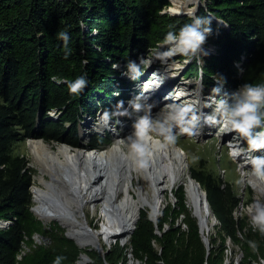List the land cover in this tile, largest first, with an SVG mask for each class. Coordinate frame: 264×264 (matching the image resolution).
Instances as JSON below:
<instances>
[{"label": "trees", "instance_id": "trees-1", "mask_svg": "<svg viewBox=\"0 0 264 264\" xmlns=\"http://www.w3.org/2000/svg\"><path fill=\"white\" fill-rule=\"evenodd\" d=\"M172 4L0 0V221L12 220L0 226V264L77 263L83 249L65 227L35 214L34 170L15 146L30 137L84 146L78 125L99 110L116 115L113 103L132 97L145 70V54L161 43L181 36L188 43L197 36L206 48L214 47L201 57L185 49L180 58L190 62L183 76L204 80L206 90L214 93L243 88L255 95L244 107L229 105L227 113L252 125L254 135L264 132V0H205L197 17L165 11ZM52 111L60 117L53 119ZM99 146L95 138L87 145ZM190 172L207 191L218 220L208 233L210 247L182 188L158 222L141 210L129 242L111 246L106 261L130 264L133 257L146 264H264V217L257 225L238 213L242 196L216 168L200 164ZM36 234L50 241L38 243Z\"/></svg>", "mask_w": 264, "mask_h": 264}, {"label": "rangeland", "instance_id": "rangeland-1", "mask_svg": "<svg viewBox=\"0 0 264 264\" xmlns=\"http://www.w3.org/2000/svg\"><path fill=\"white\" fill-rule=\"evenodd\" d=\"M204 3L205 0H201V4H197V8L204 5ZM175 41L177 43H174ZM188 48L197 57L214 52V47L206 48L197 36L188 43H185L184 36L177 37L166 43H161L158 48L147 52L143 59L145 70L132 92V97L125 99L126 102L113 103L116 115H111L103 109L93 116H86L78 125L81 142L84 147L88 148L87 145L95 138L100 145L95 149L106 148L115 142V136L118 133L125 138L128 137L126 125L138 122L146 124L153 133L169 140L171 143H177L184 147L187 152L186 171L188 173H190L192 166L206 164L208 169L216 168L223 178L233 182L242 196L238 213L248 214L254 223L259 225L262 217H264V210L255 209L254 205L263 197L260 198L261 194L253 182V177L257 170L264 171L262 168L264 162V132L256 131L254 135L252 125L243 124L237 116L227 113L229 105L236 104L238 107H244V104L253 100L255 95L243 88L234 91L223 89L214 93L211 90H206L202 79L185 78L183 70L190 60L180 58V56ZM162 82L163 85H161ZM158 92L159 98L155 97ZM182 103H186L187 107ZM174 106L179 107L180 110ZM50 114L53 119L60 117V114L55 111ZM202 115L204 118H202ZM105 119H107V125L103 124ZM202 119H205V123L201 121ZM164 129L166 130L163 133ZM227 131L229 132L227 133ZM252 137L253 139H251ZM36 138L43 139L54 146L57 143L69 144L56 140L48 141L42 137H30L16 144V150L26 155L29 160V167L34 170L33 185L36 182L41 183L39 179L41 167L34 159L29 144L30 139ZM250 139L251 145H248ZM235 143L239 145L241 152L239 155L235 154L233 148ZM69 145L73 148L80 147ZM124 147L126 150L130 148L127 144ZM134 173L132 181L136 185L140 183L145 186L146 191H151L149 180L141 172L134 171ZM47 176L50 177V175ZM33 185L32 192L34 195ZM182 188L186 190L184 183L178 184L174 192L166 191V198L162 203L159 216L162 215L168 203L177 200L175 192L180 191ZM189 205L194 210V206L190 202ZM143 209L151 213L149 207H144L141 210ZM85 212H87V218L93 227L97 228L104 222L102 201L87 204ZM37 216L39 217V215ZM52 221L59 222L68 230L57 219L46 221V223ZM211 221L209 233L215 231L217 219L212 216ZM35 239L38 243H48L50 241L48 237L40 235H36ZM121 240L122 238H118L113 243H105L104 250H101L100 247L85 249L91 255L90 264H110L105 260L106 253L111 246L118 241L121 242ZM127 243L123 242L121 244ZM27 249L28 247L25 246V250ZM132 259L133 257L129 260L130 264ZM133 260L135 261V259ZM76 264H78V261Z\"/></svg>", "mask_w": 264, "mask_h": 264}, {"label": "bare ground", "instance_id": "bare-ground-1", "mask_svg": "<svg viewBox=\"0 0 264 264\" xmlns=\"http://www.w3.org/2000/svg\"><path fill=\"white\" fill-rule=\"evenodd\" d=\"M197 4L200 5L201 0H173L170 10L192 14L197 10ZM155 97L159 98V92ZM182 105L187 107L186 103ZM106 120L104 125L108 124ZM201 121L205 123V119ZM126 128L128 137L118 133L115 142L106 148H73L65 143L54 146L40 138L30 139V149L41 167V183L33 185L35 213L46 221L60 220L68 228L69 234L83 249L78 264L91 263L87 248H99L118 238L127 243L141 209L149 207L151 215L157 217L166 191L174 192L181 183L186 185L188 202L194 206L205 232L211 229L213 214L205 209L204 189L186 171L184 147L163 139L140 122L128 124ZM125 144L129 150L125 149ZM233 148L236 155L241 154L238 143ZM134 171L141 172L149 180L151 191L132 181ZM253 182L260 198L263 197L254 208L264 210V171L257 170ZM95 201H102L104 217V222L97 228L90 224L85 212L86 205Z\"/></svg>", "mask_w": 264, "mask_h": 264}, {"label": "water", "instance_id": "water-1", "mask_svg": "<svg viewBox=\"0 0 264 264\" xmlns=\"http://www.w3.org/2000/svg\"><path fill=\"white\" fill-rule=\"evenodd\" d=\"M199 9H200V6L197 8V10L193 13V15L195 16V17H197V13H198V11H199ZM165 11H168V12H171V13H174V12H172L171 10H170V8L169 9H166ZM183 13H185V14H189V12H183ZM175 14H182V13H175ZM217 20V19H216ZM218 21H220L221 23H223V24H226V22L225 21H223V20H218ZM197 26V20H195V23H194V27H196ZM190 175H191V177L193 178V179H195L200 185H201V183H200V181H198L192 174H191V172H190ZM202 187V186H201ZM203 188V187H202ZM205 191V195H206V203H205V209H206V211H211V207H210V203H209V200H208V196H207V191L206 190H204ZM193 212H194V214L196 215V213H195V211L193 210ZM140 215H141V211L139 212V215L137 216V218L134 220V223H133V226H132V228H131V231L129 232V238H130V236H131V234L133 233V231L135 230V228H136V226H137V222H138V219H139V217H140ZM150 216H151V218L155 221V222H158V218H159V215L157 216V217H153L152 215H151V213H150ZM197 216V215H196ZM198 217V216H197ZM214 217H216L215 215H214ZM41 218V217H40ZM42 219V218H41ZM198 219H199V224H200V229H201V233H202V236H203V239H204V241L206 242V244H207V246L208 247H210V238H209V236H208V233L210 232L209 230H207V233L205 232V230H204V227H203V225H202V222H201V220H200V218L198 217ZM3 221H6V220H2V221H0V226H4L5 224L3 223ZM60 221V220H59ZM44 222L46 223V220H44ZM61 222V221H60ZM63 224V223H62ZM64 225V224H63ZM6 226V225H5ZM157 232L158 233H161V231H160V229H158L157 230ZM65 234L68 236V237H70V238H73L76 242H77V244L79 245V242H78V240L75 238V237H73L72 235H70L69 234V232H68V230H66L65 231ZM124 241L123 240H121V243H123ZM80 246V245H79ZM101 248V250H104V247L102 246V247H100ZM132 255V254H131ZM134 260L132 259L131 260V264H132V262H133ZM136 264H140L141 263V260H139V259H137L136 260ZM144 264H146V263H144Z\"/></svg>", "mask_w": 264, "mask_h": 264}, {"label": "built area", "instance_id": "built-area-1", "mask_svg": "<svg viewBox=\"0 0 264 264\" xmlns=\"http://www.w3.org/2000/svg\"><path fill=\"white\" fill-rule=\"evenodd\" d=\"M216 218V217H215ZM217 219V218H216ZM218 221V220H217ZM12 222V220H6V221H3V223L8 226L10 223ZM217 223V222H216ZM4 225V226H5ZM36 235H39V234H36ZM36 235L34 237H36ZM41 236V235H40ZM36 240V239H35ZM235 261L238 263L239 261V256L236 257Z\"/></svg>", "mask_w": 264, "mask_h": 264}]
</instances>
